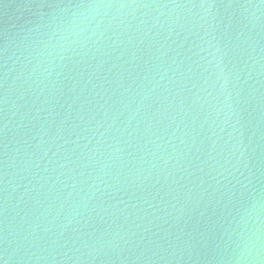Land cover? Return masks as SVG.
Instances as JSON below:
<instances>
[{
    "label": "water",
    "instance_id": "1",
    "mask_svg": "<svg viewBox=\"0 0 264 264\" xmlns=\"http://www.w3.org/2000/svg\"><path fill=\"white\" fill-rule=\"evenodd\" d=\"M91 2L0 0V259L219 264L264 186V0H102L128 15L34 73Z\"/></svg>",
    "mask_w": 264,
    "mask_h": 264
},
{
    "label": "clouds",
    "instance_id": "2",
    "mask_svg": "<svg viewBox=\"0 0 264 264\" xmlns=\"http://www.w3.org/2000/svg\"><path fill=\"white\" fill-rule=\"evenodd\" d=\"M127 7L121 4L113 10L112 5L94 0L73 12L71 24L56 41H48L36 50L37 65L33 72H48L52 61L72 45L94 43L93 37H97L103 20L127 16ZM45 64L48 67L42 68ZM241 196L226 221L219 264H264V186L260 178L255 183L249 179L243 185ZM0 264H8V260L0 259Z\"/></svg>",
    "mask_w": 264,
    "mask_h": 264
}]
</instances>
